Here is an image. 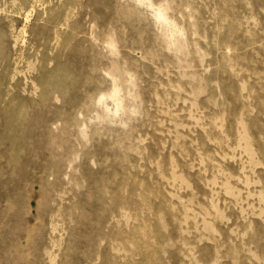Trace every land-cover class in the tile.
Instances as JSON below:
<instances>
[{
  "label": "rangeland",
  "instance_id": "374dc122",
  "mask_svg": "<svg viewBox=\"0 0 264 264\" xmlns=\"http://www.w3.org/2000/svg\"><path fill=\"white\" fill-rule=\"evenodd\" d=\"M0 264H264V0H0Z\"/></svg>",
  "mask_w": 264,
  "mask_h": 264
},
{
  "label": "bare ground",
  "instance_id": "6f19581e",
  "mask_svg": "<svg viewBox=\"0 0 264 264\" xmlns=\"http://www.w3.org/2000/svg\"><path fill=\"white\" fill-rule=\"evenodd\" d=\"M157 10H158V9H157ZM158 11H159V10H158ZM160 14H161V13H160ZM157 15H159V14H157ZM157 15H156V16H157ZM161 19H162V18H161ZM170 32H171V31H170ZM168 34H170V33H168ZM170 35H171V34H170ZM170 35H169V36H170ZM170 43H171V42H170ZM113 87H114V86H113ZM113 92H114V91H113ZM114 94H115V93H114ZM114 94H112V95H114ZM117 96H118V95H117ZM113 99H114V98H113ZM116 99H117V98H116ZM101 101H102V100H101ZM116 101H118V100H116ZM99 102H100V101H99ZM101 103H102V102H101ZM115 106H116V108H117L118 104H116ZM120 106H121V105H120ZM106 107H107V106H106ZM116 108H115V109H116ZM118 108H119V107H118ZM118 108H117V109H118ZM106 111H107V110H106ZM104 113H105V112H104ZM114 113H115V112H114ZM106 114H107V113H106Z\"/></svg>",
  "mask_w": 264,
  "mask_h": 264
}]
</instances>
